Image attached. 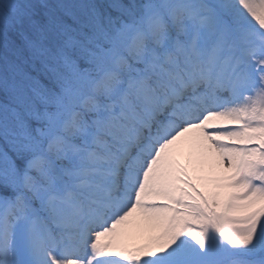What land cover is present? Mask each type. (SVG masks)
Returning <instances> with one entry per match:
<instances>
[{"label":"snow or ice","instance_id":"obj_1","mask_svg":"<svg viewBox=\"0 0 264 264\" xmlns=\"http://www.w3.org/2000/svg\"><path fill=\"white\" fill-rule=\"evenodd\" d=\"M0 264H264V0H0Z\"/></svg>","mask_w":264,"mask_h":264},{"label":"bare ground","instance_id":"obj_2","mask_svg":"<svg viewBox=\"0 0 264 264\" xmlns=\"http://www.w3.org/2000/svg\"><path fill=\"white\" fill-rule=\"evenodd\" d=\"M180 161L182 164L191 163L196 166L197 162L192 157L188 143L183 144V152L180 156ZM206 174L212 176H223L228 173L224 168L220 167L218 157L215 153H212L206 164H205ZM191 170V169H190ZM127 231V240L129 246L139 245L143 242L144 237L141 235L142 232V217L139 212L134 213L132 217L129 218Z\"/></svg>","mask_w":264,"mask_h":264}]
</instances>
